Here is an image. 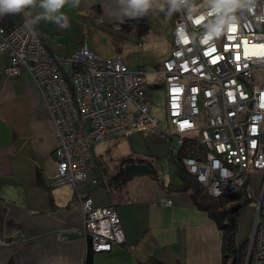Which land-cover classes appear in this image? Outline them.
<instances>
[{
	"label": "built area",
	"instance_id": "obj_1",
	"mask_svg": "<svg viewBox=\"0 0 264 264\" xmlns=\"http://www.w3.org/2000/svg\"><path fill=\"white\" fill-rule=\"evenodd\" d=\"M209 7L208 0H188L176 12L171 53L155 72L163 77L171 131L149 115L141 90L145 68L129 69L118 55L99 58L86 46L60 57L28 20L9 30L0 26V53L9 55L3 73L11 78L26 70L40 91L56 141V175L49 185L74 191L89 252H108L124 241L114 207H94L82 191L95 167L91 146L139 132L188 149L183 166L211 197L232 194L247 182L256 207L245 264H264V83L256 82L264 71V0H243L225 17L222 34L204 45ZM253 171L259 174L255 191ZM159 204L170 207L171 201Z\"/></svg>",
	"mask_w": 264,
	"mask_h": 264
},
{
	"label": "crops",
	"instance_id": "obj_2",
	"mask_svg": "<svg viewBox=\"0 0 264 264\" xmlns=\"http://www.w3.org/2000/svg\"><path fill=\"white\" fill-rule=\"evenodd\" d=\"M159 4L164 10L154 6L144 17L121 22L117 0H82L79 8L62 9L69 20L63 28L35 21L42 11L38 8L28 10V15L0 17V26L9 29L28 20L47 36L44 44L51 53L65 57L86 46L98 56L99 38L119 34L144 40L158 34L152 24L158 18L171 26L176 12L169 14L165 0ZM8 63L9 55L0 53V264H86L89 253L91 264H139L150 259L166 264H223L218 227L194 205L191 190L180 188L171 158L179 149L171 141L151 147L153 137L142 133L149 138L142 148H115V153L112 149L106 154L99 146L104 140L91 146L95 167L88 172L82 191L94 207H114L124 241L108 252H89L80 232L83 216L74 191L67 185H49L56 175V141L44 100L26 70L11 78L4 75ZM132 155L135 159L126 165L148 161L157 177L137 173L124 182L123 176L111 181ZM162 199H169L171 206L161 207ZM248 229L244 226L240 239Z\"/></svg>",
	"mask_w": 264,
	"mask_h": 264
},
{
	"label": "rangeland",
	"instance_id": "obj_3",
	"mask_svg": "<svg viewBox=\"0 0 264 264\" xmlns=\"http://www.w3.org/2000/svg\"><path fill=\"white\" fill-rule=\"evenodd\" d=\"M152 24L153 29L159 31L157 35L151 34L149 38L144 40L134 36L128 37L116 34L113 37L111 35H107L105 39H97L99 45L97 52L98 57L101 56V58L115 55L120 56L129 69H138L141 67L146 69L147 74L142 81L141 90L144 100L149 105V115L156 117L165 131H171L165 113L166 97L163 77L161 74L155 73V70L161 68L162 62L171 53L174 22L172 19L170 26V21H164L163 18H158V20ZM117 36L120 37L118 38ZM259 76L260 77L256 80V82L264 83V80L262 79L264 77V71ZM132 135L130 137H124L121 135H117L115 137L112 136L111 138L104 140V142L99 146L103 150L106 149L107 154L108 150L112 149L113 153H115V148L129 150L130 148L134 149V147H136V149H138L147 145L149 138H143L142 134L139 132H134ZM150 141L151 147L159 145L158 142H163L162 144L164 145L167 143L166 141L159 140L155 137H153L152 140L150 138ZM154 148L157 151L158 147ZM108 158L109 156H106V159ZM252 177L253 183L251 188L255 191L259 174L253 171ZM255 207L256 204L252 200L248 206L242 208L236 214L239 222L238 239L241 238V230L244 226L246 227V230L250 226L248 233L246 232L247 236L245 234L244 238H248L250 236L253 229ZM242 224L244 225L243 227Z\"/></svg>",
	"mask_w": 264,
	"mask_h": 264
},
{
	"label": "trees",
	"instance_id": "obj_4",
	"mask_svg": "<svg viewBox=\"0 0 264 264\" xmlns=\"http://www.w3.org/2000/svg\"><path fill=\"white\" fill-rule=\"evenodd\" d=\"M10 29V28H9ZM5 29V30H9ZM188 155V149L181 147L175 155H171L173 162L177 167V174L181 180L180 188L183 190H191V199L194 205L205 211L209 218L218 227L222 238V263L223 264H245L248 252V238L238 239L239 222L236 217L238 211L245 208L253 200L247 182L236 192L228 195H221L219 197L209 196L205 189L201 187L196 180L186 172L182 159ZM126 159L122 162L123 168L111 178V181H117L121 176L123 180L127 179L128 175H124V167L128 161ZM143 161V160H140ZM145 161V160H144ZM143 163V162H141ZM144 164V163H143ZM151 169V176L157 177L155 167L148 161L146 164ZM122 183V182H121ZM120 183V184H121ZM89 253L86 264H91ZM139 264H166L156 260H148ZM172 264H185L182 262H174Z\"/></svg>",
	"mask_w": 264,
	"mask_h": 264
},
{
	"label": "clouds",
	"instance_id": "obj_5",
	"mask_svg": "<svg viewBox=\"0 0 264 264\" xmlns=\"http://www.w3.org/2000/svg\"><path fill=\"white\" fill-rule=\"evenodd\" d=\"M169 14L180 11L188 3V0H165ZM209 17L211 22L207 26L205 38L201 42H208L218 38L226 25L225 17L230 16L237 9L243 7V0H208ZM82 0H0V17L5 15L29 14L28 10L38 8L42 11L35 16V21L45 20L55 23L59 27H66L69 20L63 14L66 6L79 8ZM154 6L164 10V5L159 0H117L118 18L123 22L124 18L137 19L144 17ZM234 19V17H232Z\"/></svg>",
	"mask_w": 264,
	"mask_h": 264
},
{
	"label": "water",
	"instance_id": "obj_6",
	"mask_svg": "<svg viewBox=\"0 0 264 264\" xmlns=\"http://www.w3.org/2000/svg\"><path fill=\"white\" fill-rule=\"evenodd\" d=\"M124 173L128 176L137 173L150 174L151 169L147 165L142 163H132V164H127L124 167Z\"/></svg>",
	"mask_w": 264,
	"mask_h": 264
},
{
	"label": "snow or ice",
	"instance_id": "obj_7",
	"mask_svg": "<svg viewBox=\"0 0 264 264\" xmlns=\"http://www.w3.org/2000/svg\"><path fill=\"white\" fill-rule=\"evenodd\" d=\"M230 47H232V45H230V44H225V51H228V50H230ZM234 47L237 49V54H236V56H235V59L239 62L240 60H241V55H240V52H239V45L238 44H236V45H234ZM218 60H219V58H217V57H214L213 58V62L214 63H216V62H218Z\"/></svg>",
	"mask_w": 264,
	"mask_h": 264
}]
</instances>
